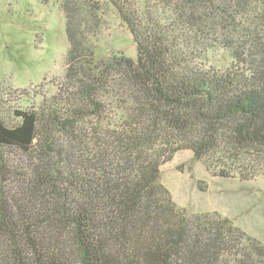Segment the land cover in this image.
Segmentation results:
<instances>
[{"label":"trees","instance_id":"trees-1","mask_svg":"<svg viewBox=\"0 0 264 264\" xmlns=\"http://www.w3.org/2000/svg\"><path fill=\"white\" fill-rule=\"evenodd\" d=\"M99 2L135 58L97 59ZM255 2L264 15V0H88L90 17L68 13L65 87L27 109L0 96V151L27 161L21 176L0 156V264H264V242L180 207L161 182L181 150L213 176L264 175V54L218 66L204 41Z\"/></svg>","mask_w":264,"mask_h":264},{"label":"rangeland","instance_id":"rangeland-1","mask_svg":"<svg viewBox=\"0 0 264 264\" xmlns=\"http://www.w3.org/2000/svg\"><path fill=\"white\" fill-rule=\"evenodd\" d=\"M87 1L0 0V96L8 106L36 107L65 87L68 13L90 17ZM97 8L88 34L97 59L115 53L135 58L136 45L117 14L100 2ZM248 10L239 14L229 33L220 27L204 40L213 64L229 65L233 52L249 62L264 54V15L258 2ZM0 156L21 176L26 174L23 154L0 151ZM161 182L180 207L217 212L264 242V175L248 181L213 176L191 151L181 150L161 166Z\"/></svg>","mask_w":264,"mask_h":264}]
</instances>
